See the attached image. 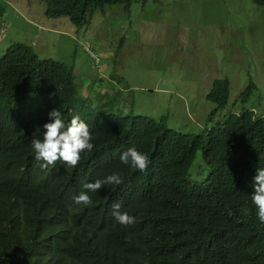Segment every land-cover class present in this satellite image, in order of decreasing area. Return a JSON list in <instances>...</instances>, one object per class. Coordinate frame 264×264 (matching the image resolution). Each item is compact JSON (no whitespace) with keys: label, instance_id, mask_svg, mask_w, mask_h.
<instances>
[{"label":"trees","instance_id":"1","mask_svg":"<svg viewBox=\"0 0 264 264\" xmlns=\"http://www.w3.org/2000/svg\"><path fill=\"white\" fill-rule=\"evenodd\" d=\"M38 1L46 4L47 19L66 17L76 29L116 5L129 14L132 2ZM4 10L0 3V22ZM255 90L251 82L240 95L243 105ZM229 94L227 79L213 81L206 96L216 107L210 123ZM54 108L65 120L79 115L91 130L95 148L75 168L43 170L34 159L31 140L42 137ZM129 147L149 155L146 173L121 164ZM199 155L205 173L197 180ZM257 168H264V117L252 107L183 134L165 117L90 110L77 95L73 68L41 58L24 42L0 56V187L13 195L0 207V256L6 257L0 264H264V224L251 202ZM116 171L123 183L90 193L94 206L74 204L85 183ZM115 202L134 224L122 227L114 219Z\"/></svg>","mask_w":264,"mask_h":264},{"label":"rangeland","instance_id":"2","mask_svg":"<svg viewBox=\"0 0 264 264\" xmlns=\"http://www.w3.org/2000/svg\"><path fill=\"white\" fill-rule=\"evenodd\" d=\"M0 3V56L24 42L41 58L65 62L92 111L165 117L183 134L201 133L243 107L264 117V6L253 0H132L129 14L123 4L109 7L79 29L66 17L47 19L38 0ZM85 42L100 70L91 67ZM216 79H227L231 94L210 123L216 107L206 96ZM251 82L255 93L243 105L240 95ZM204 171L199 155L192 172L200 180Z\"/></svg>","mask_w":264,"mask_h":264},{"label":"clouds","instance_id":"3","mask_svg":"<svg viewBox=\"0 0 264 264\" xmlns=\"http://www.w3.org/2000/svg\"><path fill=\"white\" fill-rule=\"evenodd\" d=\"M83 49L91 59V67H97L100 70V58L91 50V45L85 42ZM49 95L53 94L50 93ZM48 116L49 121L43 124L42 137H34L31 140L34 159L40 162L39 166L43 170L54 168L57 164H65L70 168L77 167L84 154L91 153L95 148L88 123L79 115H72L70 119L65 120L60 109L55 108L48 113ZM119 160L121 164L127 165L131 170H137L141 173H146L151 164L149 155L135 147H129L123 151ZM121 183H123V177L118 171L112 172L102 179L87 182L83 185L85 191H81L73 197L74 204L81 206V208L92 207L94 201L90 193H98L106 185H119ZM252 188L251 202L257 209V217L260 223L264 224V168L256 169L252 178ZM9 198L13 201L11 189L7 186L0 187V207L3 204L6 205ZM111 209L112 216L122 227H128L136 222L134 216L127 211H121L119 202L113 203ZM0 259L6 260V257L0 256Z\"/></svg>","mask_w":264,"mask_h":264}]
</instances>
